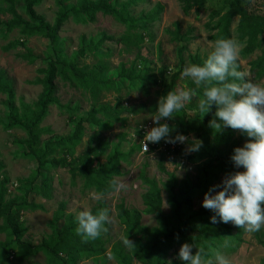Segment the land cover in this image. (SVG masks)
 Listing matches in <instances>:
<instances>
[{
  "label": "trees",
  "instance_id": "16d2710c",
  "mask_svg": "<svg viewBox=\"0 0 264 264\" xmlns=\"http://www.w3.org/2000/svg\"><path fill=\"white\" fill-rule=\"evenodd\" d=\"M42 1L0 0V3L5 5L0 11L9 18L4 22L0 21L1 27L7 32L18 30L24 39L40 37L48 42L49 51V56L39 57L44 58L41 59L44 67L38 70L42 79L37 80L36 84L42 87V92L33 109L25 105H21V111L16 109L14 90L5 74L0 72V93L6 96V126L9 130H19L25 135V140L21 142L20 153L35 164L20 199L4 201L5 180L0 182V235L5 237L4 242H0V255H4L5 261L14 255L19 264H23L26 260L27 264H34L28 261L39 254L43 255L45 264H79L89 259L106 260L107 249L103 237L108 230V224L105 225L107 230L99 238L84 240L75 232L77 225L74 217L67 214L66 205L60 203L49 222V235L42 237L38 243H32L28 237H25L26 228L20 216L24 211L42 209L34 203L33 198L50 200L49 179L46 175L58 168L66 170L72 181L81 179L84 190L96 194L104 193L103 197L112 193L109 184L111 180L120 176V164L125 158L124 154L119 151L117 145L110 146L96 136L84 141V125L105 128L113 124H123L126 117L122 116V113L126 111L121 112L116 107L95 103L87 111L85 119H69L73 124V130L69 135L61 138L51 136L47 140H42L41 138L49 132L44 131L41 124L48 116L49 109L59 106L56 97L57 87L54 84L56 80L89 92L93 100L97 99L101 91L114 89V81L110 79L102 81L95 70L80 68L74 61L62 57L58 32L67 22L69 15L90 22H94L97 14L112 16L126 24L129 29L134 28V20L126 10V4L119 5L118 0H76L72 5H68L71 0H54L57 11L54 25L51 27L35 10ZM180 2L183 15L188 16L192 10L195 13L202 11L208 0H180ZM243 2L239 0L228 4L223 11H212L207 27L216 31L215 40L233 39L232 25L235 20L237 21L234 33L236 41L242 45L240 55L246 58L257 51L260 53L249 63L254 78L260 81L264 79V15L250 9V0L242 4ZM20 5L24 9L25 19L18 14L17 7ZM161 10V7H158L145 15L141 29L146 30L150 23L155 22ZM173 36L178 42L189 40L187 35L180 37L178 31ZM84 53L82 49L77 52L76 57H83ZM18 57L28 63L37 60L28 50ZM206 58L190 56L189 64H202ZM117 75L118 78L125 79L131 84L138 79L134 70L125 69L124 65L118 66ZM176 78L177 76L172 79L171 85L163 87L164 95L172 91ZM149 81L156 84L153 77L149 78ZM203 87V85L198 87L194 84L189 85V89H192L195 97L199 99L202 98ZM197 105L198 103H195L197 111L192 117L179 112L178 119L169 124L179 133L203 141V147L199 152L186 154L183 150L175 151L178 154L177 158H181L182 155L190 165H195L193 183L188 179L177 180L173 174L166 171L163 160L158 161L157 170L165 178L163 187L167 193L166 203L169 206V212L165 213L157 183L146 176V167H142L139 181L147 188L142 195L143 211L129 210L122 202L115 207L116 218L123 227V236L120 241L111 245L108 254L116 264H134V262L135 264H169L168 253L174 246L180 247L184 243L196 246L193 248L194 254L198 248L202 249V258L206 259L217 252L225 254L235 252L242 244V236L247 233L244 229L231 222L210 223L209 217L212 215L210 210L193 212L194 193L204 196L219 176L242 171L233 167L230 156L232 150L240 147L245 138L240 135L238 140L234 139L231 129H226L221 134H214L208 123L214 117L215 106L213 105L210 112L203 116ZM99 115L101 119L97 118ZM143 132L144 130L138 131V140L135 144L139 151V139L144 135ZM221 146L223 149H220ZM79 147L84 149L77 153L76 149ZM58 151L75 152V155L71 159L68 156L58 158ZM98 158L103 159L96 169H90L88 164ZM105 207L102 201H98L90 211L96 214L99 209ZM142 215L153 217L157 226L148 228L141 225ZM251 234L257 244L264 248V231ZM127 239L131 242V246L125 243ZM261 264H264V261Z\"/></svg>",
  "mask_w": 264,
  "mask_h": 264
},
{
  "label": "rangeland",
  "instance_id": "374dc122",
  "mask_svg": "<svg viewBox=\"0 0 264 264\" xmlns=\"http://www.w3.org/2000/svg\"><path fill=\"white\" fill-rule=\"evenodd\" d=\"M94 1V0H92ZM239 0H208L204 9L199 13L193 10L188 16H184L181 10L180 0H118L119 5L126 4V10L134 20V28L119 22L112 16L97 14L94 22L87 19L80 20L69 15L67 22L58 32L60 52L63 58L74 61L78 67H86L88 70H95L102 81L110 79L114 81L112 91H101L96 100L92 99L89 92L75 88L68 83L60 80L55 81L57 87L56 97L59 106L51 107L48 116L41 124L44 131H48L41 139L55 137L61 138L69 135L73 130L70 118L85 119L89 108L95 103L107 105L111 108L116 107L121 110L122 116L126 117L123 124H113L105 128L101 126L84 125V141L91 136L98 137L102 142L110 146L117 145L119 151L124 154V160L120 164V176L116 179L127 183L125 190L118 194H109L101 199H93L96 195L93 191L83 188L81 179L71 180L70 175L64 169H55L46 176L49 179L50 200L35 197L34 203L41 210L24 211L20 218L25 224L26 235L32 243H38L44 236L49 235V222L52 215L57 210L60 203L66 205V213L75 219L76 214L81 210H91L98 201H102L110 211L108 230L104 234L106 243V260L89 259L79 264H116L109 257V250L113 243L120 241L123 236V227L116 218L115 207L120 202L129 210L143 211L142 195L147 188L139 181V175L145 166L146 176L157 183L160 197L163 202V211L169 212L166 203L167 193L163 187L165 178L157 170L160 159L164 162V167L168 173L173 174L177 180L188 179L193 183L195 176V165H190L185 159L171 161L166 153L156 148L143 155L136 149L139 128L154 127L151 120V113L156 110V105L161 96L164 95L163 87L171 85L172 79L177 76L172 91L189 89L193 84L190 80L181 76L183 69L189 64L190 56L207 57V53L214 45L216 31L208 28L209 15L212 11L225 10L228 4H233ZM246 1V0H240ZM250 9L257 14L264 15V0H250ZM76 0L69 1L68 5L75 4ZM244 2L242 4H244ZM5 5L0 3V9ZM161 7L158 19L150 23L146 30H142L143 18L148 13ZM22 6L17 7L19 15L25 19ZM37 14L41 15L45 22L51 27L54 25L55 7L54 0H43L36 9ZM5 14L0 11V21L4 22ZM232 25L233 40L236 41L234 27ZM177 25V26H175ZM178 31L179 36L187 35L188 41L178 42L173 34ZM108 37L107 39H103ZM111 38V40H109ZM19 43L18 45L16 43ZM8 47L9 50H5ZM84 49L83 57H76L78 51ZM28 50L37 59L33 63H28L18 57L25 54ZM260 53L257 51L249 57H242L239 53L238 64L241 71L249 73V79L254 83L264 86L263 80H256L250 71L249 63ZM49 56L48 42L40 37L34 36L22 38L18 30L11 32L5 31L0 25V72H3L9 80L14 90L15 107L21 111V105L33 109L35 102L42 92V87L36 84L37 80L42 79L38 70L44 65L41 59ZM44 57V58H39ZM124 65L125 69L134 70L138 79L131 84L125 79L118 78L117 68ZM154 78L156 84L149 78ZM195 85V84H194ZM196 87H198L196 85ZM199 98L193 96L190 104L176 113L171 121H161V123L172 124L178 119L179 112H184L188 117H192L197 111L195 103ZM6 96L0 93V182L4 179V189L6 194L4 201L20 199L23 196L24 185L28 182L35 164L25 159L21 153V142L25 140V135L19 130H9L6 126L7 111L5 108ZM101 119V116H97ZM226 130V129H224ZM223 130V131H224ZM233 138L238 140L241 133L232 130ZM135 134V135H134ZM241 143V146L245 142ZM164 143L163 141H161ZM185 145L183 151L185 152ZM84 149L77 148V153ZM223 149V146L220 147ZM75 152L58 151L57 157L68 156L74 158ZM103 158L93 159L88 167L96 169L98 163ZM226 178L225 175L218 177L213 184H220ZM203 196L198 193L192 195L193 212L204 209L201 206ZM141 225L148 228L156 227L153 217L142 215ZM261 230L264 231V228ZM5 237L0 235V242H4ZM179 246L168 253V263L181 264L177 259ZM195 249H193V254ZM230 264H261L264 261V248L259 246L250 232L242 236V244L235 252L225 254ZM215 255L210 258H202L204 264L212 260L215 264ZM34 264H45L43 255L39 254L28 261ZM0 264H19L15 256L4 260V255H0ZM23 264H27L24 262ZM135 264V262H134Z\"/></svg>",
  "mask_w": 264,
  "mask_h": 264
},
{
  "label": "clouds",
  "instance_id": "9594fccd",
  "mask_svg": "<svg viewBox=\"0 0 264 264\" xmlns=\"http://www.w3.org/2000/svg\"><path fill=\"white\" fill-rule=\"evenodd\" d=\"M241 47L231 38L217 39L203 63L185 67L181 76L197 86H204L197 107L204 116L215 106L214 117L208 123L214 134L232 129L238 130L246 138L242 146L232 150L230 156L233 167L242 171L229 173L220 184L209 187L201 206L212 212L210 223L231 222L254 233L264 228V86L251 81L248 72L238 70ZM193 96L192 89H182L169 91L159 98L156 110L151 113L155 126L145 132L141 142L145 152L149 144H159L161 141L185 145L186 154L200 151L202 140L179 133L168 123H161L173 120L174 113L190 104ZM126 187L127 183L116 178L109 184L112 194H118ZM103 195L98 193L92 198L101 199ZM109 220L107 207L99 209L96 214L81 210L74 219L77 225L75 232L84 240L97 239L107 230L105 225ZM125 243L131 246L128 239ZM194 247L189 243L180 246L177 259L181 264H204L203 250L198 248L193 254ZM206 264H213V261L209 260ZM215 264L230 262L225 255L217 252Z\"/></svg>",
  "mask_w": 264,
  "mask_h": 264
},
{
  "label": "built area",
  "instance_id": "2783aa9c",
  "mask_svg": "<svg viewBox=\"0 0 264 264\" xmlns=\"http://www.w3.org/2000/svg\"><path fill=\"white\" fill-rule=\"evenodd\" d=\"M150 129H151V127L139 128V131L140 130H142V131L144 130L143 134H145V132L150 130ZM143 137H144V135L142 136L141 139H139L140 153L143 154V155H146V154L150 153L152 148H156V149H158L160 151H163V153H166L167 156L170 157L171 161H177L178 154L175 153V151H179L180 152L181 150H183V145H181V144L172 145V144H166V143L160 142L159 144H149L148 145V150H147V152H145V150L143 148V145L141 143L143 141ZM180 157L181 158H179V159H184L182 155Z\"/></svg>",
  "mask_w": 264,
  "mask_h": 264
}]
</instances>
